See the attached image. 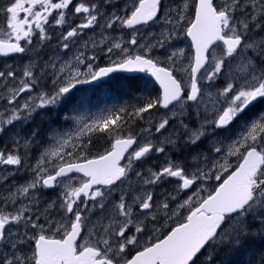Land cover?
I'll return each instance as SVG.
<instances>
[{
  "label": "snow or ice",
  "instance_id": "1",
  "mask_svg": "<svg viewBox=\"0 0 264 264\" xmlns=\"http://www.w3.org/2000/svg\"><path fill=\"white\" fill-rule=\"evenodd\" d=\"M189 8L185 0L0 3V56L28 58L19 77L0 71V135L12 145L0 149V165L31 174L0 197V264H215L213 254L201 260L207 248L222 256L220 264L233 253L249 254L242 264H264V246L252 243L255 234L264 239V112L250 116L264 102V0H194L190 16ZM117 28L132 31L125 39L114 35ZM181 34L191 41L190 57L173 43ZM134 72L149 73L159 95L131 111L122 106L93 116L73 114V105L63 121L74 130L50 121L43 140L37 128L24 130L36 115L71 104L78 85ZM160 109L166 111L154 119ZM138 121L147 127L137 131ZM234 126L240 134L232 139ZM94 137L108 146L90 157ZM205 141L207 154L198 150ZM181 150L189 161L167 158L158 170H136L152 153ZM232 156L238 163L229 172ZM130 174L143 185L176 183L159 201L152 191L113 200L120 185L132 188ZM213 180L219 183L209 191L204 185ZM56 188L58 198L41 208L42 190ZM185 208L182 221L158 235L161 216L167 223Z\"/></svg>",
  "mask_w": 264,
  "mask_h": 264
},
{
  "label": "rangeland",
  "instance_id": "2",
  "mask_svg": "<svg viewBox=\"0 0 264 264\" xmlns=\"http://www.w3.org/2000/svg\"><path fill=\"white\" fill-rule=\"evenodd\" d=\"M126 2L127 1H117V4L120 7H123V5ZM185 2H187L190 5V8L188 10V13H189V16H190L191 15V5L194 3V0H185ZM165 3L166 4L171 3L173 5H176V4L180 3V0H165ZM77 19H80V18H77ZM0 27H2V25H0ZM158 27L159 26H155V28H153L152 30L155 31V30L158 29ZM117 29L120 30L119 28H117ZM98 31H99V29H97V32ZM53 33L55 34L53 37H56V34L60 33V28L55 30ZM85 33L87 34V36L92 35V31L91 30H88ZM120 35H123L124 38H126V39L128 38L127 34H126V29L123 30V34L117 32V36H120ZM0 38H3V37H0ZM173 43L175 44L176 47L184 48L186 56H189V57L191 56L192 52H191L190 42L188 41V39L185 36H183L181 34L180 39L174 41ZM50 50H51L50 47L45 48L43 50L45 59H47V55L51 54L52 51H50ZM27 63H28V58L25 55H22L21 58L17 59L15 62H13V61L8 62V61L0 60V71H1V69L3 67H6L5 71H8L9 69H11V70L15 71L16 74H17V77H19V76L22 75L23 67ZM145 81L146 80L142 78L140 80V82H139V90L141 92V95L139 97H144L146 91H152V89H153V86L150 83L147 84V87H145V83H144ZM45 83H49V81H45ZM220 83H221L220 81H217V85H220ZM110 84L113 85V80L110 81ZM114 85H117V84L114 83ZM3 91H4L3 82H0V92H3ZM209 91H215V89H210ZM118 92H119L120 99L124 98V94H125L124 93V83H119L118 84ZM72 97H73V99H72V103L71 104H67V105H64L63 107H59L55 111L49 112L46 116L45 115H36L34 120L31 121L29 124H27L25 126L24 130L25 131H30L33 128H37V123H39L42 120H44L47 116L52 117V121H54L57 126L63 125L65 130H74V128H75L74 124L64 125V121H63V116L65 114H67V113H71L72 112L73 105H75V107H76V111L73 114L78 115V116H93V115L98 114V113L106 112V110H108V109H113V100H118V97L114 93V91L112 92L111 89H107V86H103L101 84L98 85L97 89H86V90L76 91V92L72 93ZM21 103H22V101H21ZM3 105H4V102L0 101V109L3 108ZM117 106L118 105H116V108H117ZM262 106H264V102H261L260 104H258L252 110V112L257 110L258 108H261ZM163 114H164V112L163 113L162 112H156V113L152 112L151 115H152V117L154 119H158ZM146 115H148V114H146ZM208 118L211 119V114H209ZM48 127H41L39 129L37 128L40 131V133H41V140L44 139V132L48 129ZM144 127H147L146 123H145ZM233 128H237L239 130V132H240V129H239L238 126H234ZM136 130L138 131L139 128H136ZM3 136H4V148H0V149H6V148L7 149H11L12 145H11V140H10L9 135H3ZM237 136H239L237 133L235 134V136H233V134H231V138L232 139H235ZM93 139L95 140V137ZM96 140L100 141L99 137H97ZM207 142L209 143V141H207ZM228 142H230V141H226V143H228ZM105 145L108 146L107 141H106ZM206 145L204 144V146H203L204 147L203 150L205 152H206ZM173 154H174L173 157H177V159H176L177 161H185V162L188 161V159H187L188 157H180L178 159V157H179L178 153H176L174 151ZM206 154H207V152H206ZM154 155H155V153H152L149 156V157L153 158V162L155 160L154 159ZM35 156L36 155L33 153V158L30 159L32 161V164L35 163ZM236 159H237L236 156L228 157V163L230 165H232V167H233L237 163ZM146 160H147V158L142 160V161H140V162H138L136 165H143L146 162ZM220 163H224V161L221 160ZM4 168H6V167H4V165H0V169H4ZM231 169L232 168H230L229 171ZM12 172L14 174H18L20 172L24 173V179L19 181L20 184L25 183L31 176L30 172L27 171V170H21L20 172H16L15 171V166L12 169ZM5 174H7V176H8L11 173L7 172ZM226 174L227 173H225L224 175H226ZM175 183H176L175 179L174 178H170V182L164 184L163 187L154 186V185L139 184L138 186L132 188L130 191L133 193V195L142 194L144 191H152L154 196H155V198L157 199V201H159L162 198L163 192L165 190L170 191ZM215 183H217V181H214V180L213 181H209V182H207L204 185V187L207 188L209 191H211V189L214 187ZM17 186L18 185H15V186L13 185V187H12L13 190L12 191H15V188ZM125 186H126V184L120 185L119 187L114 189L113 195H112L113 200H116L120 196V193H121L122 189ZM3 187L7 188V185L4 184ZM137 188H139V190H140L139 192L136 191ZM7 194H8V192H5L4 194H2V192H1L0 193V197H2L4 195H7ZM59 194H60V189L59 188L53 189V191H47L46 189L42 190V192L40 194V199H41L40 207L42 208L44 206V204L46 202H48V201L57 199ZM187 195H191V192L187 193ZM187 195L180 193V195L178 197L179 202L182 203L184 199H187ZM201 195L206 196L207 192H202ZM127 198L128 197H126V199ZM0 207H3V206L0 204ZM8 209H11V208H8ZM186 211H187V208L181 209L180 210V214L183 213V212H186ZM179 216L175 217L172 220H168L167 223H165L166 217L161 216V218L158 220L157 226L160 227L161 231H162V229L164 227L168 226L171 222L175 221ZM149 227L151 228V225ZM146 239H147V235L142 237L141 243H143L144 240H146ZM203 259H201V260H203ZM239 261H243V257H241V259ZM239 261L237 263H235V264H241ZM230 262H231V260H227L226 264H231Z\"/></svg>",
  "mask_w": 264,
  "mask_h": 264
},
{
  "label": "flooded vegetation",
  "instance_id": "3",
  "mask_svg": "<svg viewBox=\"0 0 264 264\" xmlns=\"http://www.w3.org/2000/svg\"><path fill=\"white\" fill-rule=\"evenodd\" d=\"M54 2H56V0H54ZM75 2H78V0H74V3ZM0 3H4V4H6L7 3V0H0ZM109 11H111L112 9H108ZM77 18H79V17H74L73 18V22L74 23H76V24H78V23H80L81 22V20L80 19H77ZM0 20H2V17H0ZM50 20H51V18H50ZM0 25H2V27L4 26L2 23H0ZM56 29H59V27H56L55 29H53V32H54V30H56ZM129 30V33L132 31L131 29H128ZM88 31V29H86L85 30V32H87ZM147 30H144V29H142V32H146ZM99 32V31H98ZM121 34H123V32H121ZM114 35H117V29H116V31H115V33H114ZM91 36V35H90ZM57 37V36H56ZM56 37H54L53 38V40L50 42V44H51V47H50V51H52V48L55 46V44H56ZM128 37V36H127ZM85 39H87L88 38V36L86 35L85 37H84ZM126 39V38H125ZM22 43H23V41H22ZM86 54H88V55H91L92 54V51H91V49H89L88 50V52L86 53ZM23 54H20V55H15V56H11V57H7V58H2V57H0V60H2V61H8V62H10V61H13V62H15L17 59H20L21 58V56H22ZM68 55H71V53H69ZM108 61H107V59L106 58H103V57H101V59L98 61V63H100L102 66L104 65V64H106ZM21 67V66H20ZM6 70V67H3L2 69H1V71H5ZM145 73H138V74H135V75H127V77L128 78H135V80L134 81H132V80H130V81H126L125 83H124V98H122V99H118V100H113V105H118V104H121V103H123V101H124V99L125 100H128L130 97H133L135 94L137 95L139 92H140V90H139V82H140V80L142 79V78H144L145 76ZM115 76H117L116 74H113V77H115ZM111 80H117V79H115V78H110ZM119 81V80H118ZM102 83V82H101ZM101 83H99V84H101ZM99 84H97V85H90V86H87L86 88L87 89H97L98 88V85ZM107 84H109V82H106L105 84H101V85H103V86H106ZM117 84V83H116ZM150 84H152V86H153V89H152V91H147L149 94H151V95H153V96H156V95H159V90H158V88L155 86V84L154 83H150ZM112 85V84H111ZM109 88V87H108ZM107 88V89H108ZM109 89H113V91L116 93V94H118V84L117 85H112V87H110ZM154 99V98H153ZM146 99H137V101H140V103H142L143 101H145ZM147 116V115H146ZM142 122V125H139V124H137V126H136V128H139L140 126H144L145 125V123H144V121H141ZM237 131H239L237 128H233V132H232V134H233V136H235V134L237 133ZM204 144L206 145V150H207V147H209L210 146V142L208 143L207 141H205L204 143H202L201 145H200V148H199V150H203L204 149ZM135 147V146H134ZM174 156V154H173V151H169L168 152V154H167V157H166V155L165 154H156L155 153V155H154V162H153V167L155 168V170H158L161 166H163L164 164H165V162H166V159L167 158H171L172 160H175V161H177L176 159H175V157H173ZM223 161V160H222ZM32 163V162H31ZM2 169H0V171H1ZM175 179V178H174ZM175 181H176V179H175ZM0 193H1V190H0ZM3 205V204H2Z\"/></svg>",
  "mask_w": 264,
  "mask_h": 264
},
{
  "label": "bare ground",
  "instance_id": "4",
  "mask_svg": "<svg viewBox=\"0 0 264 264\" xmlns=\"http://www.w3.org/2000/svg\"><path fill=\"white\" fill-rule=\"evenodd\" d=\"M117 32H119V33H121V30H118L117 29ZM126 34H127V36H128V34H129V30L128 29H126ZM188 39V38H187ZM189 41V40H188ZM190 42V41H189ZM190 46H191V43H190ZM116 75L118 76V77H120V79H121V81L119 82V83H124V79H126V78H123V77H127V74H125V73H116ZM129 76V75H128ZM110 81H111V79H109V80H106V79H104V80H102V81H99V82H93V83H91V84H82V85H78L77 86V88L76 89H74L73 90V93L74 92H76V91H80V90H86L87 88V86H90V85H97V84H99V83H101V84H105L106 82H109V84H107L106 86H107V88L109 87H112V85L110 84ZM119 83H117V84H119ZM108 88V89H109ZM112 92H113V89H112ZM115 93V92H114ZM116 94V93H115ZM117 95V97H118V99H120V96H119V92H118V94H116ZM116 109V105H113V110H115ZM50 121H52V117H50V116H47L44 120H42L41 122H39V123H37V128L39 129V128H41V127H48L49 126V122ZM199 150V149H198ZM174 152V151H173ZM176 153H178L179 151H175ZM34 154L35 155H37L38 153H35L34 152ZM179 154V153H178ZM180 156V155H179ZM175 159H177V157H175ZM32 161L31 160H29V163H31ZM237 164V163H236ZM235 164V165H236ZM235 165L232 167V169L230 170V171H232L233 169H234V167H235ZM12 169L13 168H4V169H2L1 171H0V190H1V192H2V194H4L5 192H8L9 190H13L12 189V187H13V185L15 186V185H20V182L19 181H21L22 179H24V173L23 172H20V173H18V174H14L13 172H12ZM229 171V172H230ZM7 172H10L11 174L10 175H8V179L7 180H4L2 177L4 176V174L5 173H7ZM4 184H6L7 185V188H4L3 186H4ZM47 191H53V189H46ZM113 199V198H112ZM1 205H2V203H0ZM256 235H258V234H256ZM259 236V235H258Z\"/></svg>",
  "mask_w": 264,
  "mask_h": 264
},
{
  "label": "trees",
  "instance_id": "5",
  "mask_svg": "<svg viewBox=\"0 0 264 264\" xmlns=\"http://www.w3.org/2000/svg\"><path fill=\"white\" fill-rule=\"evenodd\" d=\"M115 77H118V76H115ZM123 78H126V79H124V83L126 82V81H130V80H132V81H134L135 80V78H128V77H123ZM119 80V81H118ZM121 81V79H117V80H113V84L114 83H119ZM123 88V87H122ZM137 99H138V96H136V94H135V96H133V97H130L128 100H125L124 99V101H123V103H121L122 104V106L123 107H128L129 108V111H131V106L132 105H135V104H139L140 103V101H137ZM121 106V107H122ZM118 109V108H117ZM136 126H137V123H136V125L134 126L135 128H136ZM96 138L97 137H95V140H94V147L91 149V152H90V157L92 156V155H95L97 152H100V151H103V149L105 148V147H107L106 145H105V143H106V140L104 139V138H99V140L100 141H97L96 140ZM252 243L256 246V247H261V246H264V239H261V237L260 236H258V235H254V237H253V240H252ZM210 254H213L214 256H215V264H220V261H221V259H222V256H216L215 255V253L212 251ZM241 257H243V261H239L240 259H241ZM239 256V255H236V257L234 258V259H231V256H229L228 258H227V260H230L231 259V264H235V263H237L238 261L242 264V262H246L248 259H249V254L248 253H245L243 256Z\"/></svg>",
  "mask_w": 264,
  "mask_h": 264
},
{
  "label": "water",
  "instance_id": "6",
  "mask_svg": "<svg viewBox=\"0 0 264 264\" xmlns=\"http://www.w3.org/2000/svg\"><path fill=\"white\" fill-rule=\"evenodd\" d=\"M188 40L190 41L189 38H188ZM190 43H191V41H190ZM192 51H194V50L192 49ZM138 73H141V72L125 73V74H127V75H135V74H138ZM145 76L148 77V78H150V79H152V80L154 81V78L151 77L149 73H147ZM156 85L158 86V84H156ZM158 87H159V86H158Z\"/></svg>",
  "mask_w": 264,
  "mask_h": 264
}]
</instances>
